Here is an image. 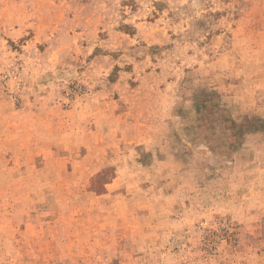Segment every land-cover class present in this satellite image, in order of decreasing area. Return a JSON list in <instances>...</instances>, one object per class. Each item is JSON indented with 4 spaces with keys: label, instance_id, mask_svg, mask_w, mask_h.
Instances as JSON below:
<instances>
[{
    "label": "rangeland",
    "instance_id": "1",
    "mask_svg": "<svg viewBox=\"0 0 264 264\" xmlns=\"http://www.w3.org/2000/svg\"><path fill=\"white\" fill-rule=\"evenodd\" d=\"M0 264H264V0H0Z\"/></svg>",
    "mask_w": 264,
    "mask_h": 264
}]
</instances>
